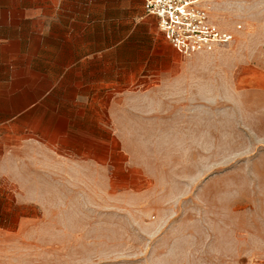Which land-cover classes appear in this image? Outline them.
Wrapping results in <instances>:
<instances>
[{"label":"rangeland","instance_id":"1","mask_svg":"<svg viewBox=\"0 0 264 264\" xmlns=\"http://www.w3.org/2000/svg\"><path fill=\"white\" fill-rule=\"evenodd\" d=\"M231 1L213 16L232 41L181 67L153 138L125 141L140 180L77 189L63 219L2 221L0 264H264V0ZM19 32L5 69L27 60Z\"/></svg>","mask_w":264,"mask_h":264},{"label":"crops","instance_id":"2","mask_svg":"<svg viewBox=\"0 0 264 264\" xmlns=\"http://www.w3.org/2000/svg\"><path fill=\"white\" fill-rule=\"evenodd\" d=\"M145 3L0 0V42L24 27L31 40L26 62L13 52L10 69L0 52V228L65 218L83 186L140 180L125 141L162 129V93L187 60L211 54L183 56ZM232 3L217 1L213 15Z\"/></svg>","mask_w":264,"mask_h":264},{"label":"built area","instance_id":"3","mask_svg":"<svg viewBox=\"0 0 264 264\" xmlns=\"http://www.w3.org/2000/svg\"><path fill=\"white\" fill-rule=\"evenodd\" d=\"M219 0H146L148 14L156 16L165 38L183 55L212 53L234 38L213 17Z\"/></svg>","mask_w":264,"mask_h":264}]
</instances>
